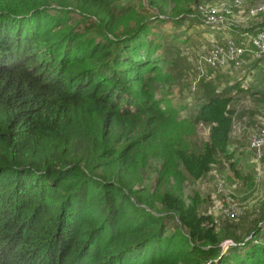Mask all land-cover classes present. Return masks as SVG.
<instances>
[{
	"label": "trees",
	"instance_id": "obj_1",
	"mask_svg": "<svg viewBox=\"0 0 264 264\" xmlns=\"http://www.w3.org/2000/svg\"><path fill=\"white\" fill-rule=\"evenodd\" d=\"M123 1L0 0V264H264V216L239 237L180 194L219 156L236 167L232 104L247 89L212 87L188 126L175 125L142 80L158 73L160 45L134 6L117 9ZM145 1L159 14L182 9ZM198 125L210 130L193 150ZM156 138L171 158L150 195L140 162ZM169 219L183 231H168Z\"/></svg>",
	"mask_w": 264,
	"mask_h": 264
},
{
	"label": "rangeland",
	"instance_id": "obj_2",
	"mask_svg": "<svg viewBox=\"0 0 264 264\" xmlns=\"http://www.w3.org/2000/svg\"><path fill=\"white\" fill-rule=\"evenodd\" d=\"M183 1L182 9L173 10L175 6L170 5L160 14L148 7L145 0L123 1L117 4V9L128 2L135 8V18L138 20L139 15L145 18L152 29L148 41L159 44L160 48L156 52L155 47H151L150 59L159 71L156 73L153 68L142 75V80L148 82L146 90L155 100L170 105V110L163 109L174 118L175 125L182 129L188 126L198 111L199 101L212 87L222 89L241 79L247 89L236 95L232 104L235 116L229 148L234 151L236 167L219 156L209 174L198 181L187 177L180 190L186 201L197 203L199 214L212 217L219 230L233 231L244 237L252 229L263 227L259 219L264 216V147L261 158L256 160L250 140L255 132H264V95L257 96L258 90L264 89V56L259 59V65L254 64L253 72L246 70L255 60L249 52L242 56L239 66L225 58L217 69H212L204 57L213 43L224 45L229 40L250 50L249 34L264 28V10L254 11L264 6V0ZM176 11L181 13L176 14ZM209 130L206 125L193 127L188 138L193 150H198L207 140ZM158 138L151 140V144L142 143L145 156L140 162L141 181L144 193L150 195H155L156 188L158 192L163 191L156 182L158 170L163 160L171 158L169 155L164 159L161 154L164 146L158 143ZM155 153L161 155L154 157ZM173 182L170 179L165 186ZM173 189L176 188L173 186ZM155 207L162 211L157 203ZM232 209L237 214L234 218L228 213ZM168 223V231H183L175 219H169Z\"/></svg>",
	"mask_w": 264,
	"mask_h": 264
},
{
	"label": "built area",
	"instance_id": "obj_3",
	"mask_svg": "<svg viewBox=\"0 0 264 264\" xmlns=\"http://www.w3.org/2000/svg\"><path fill=\"white\" fill-rule=\"evenodd\" d=\"M264 10V6H258L254 9L255 13ZM250 50L244 49L237 46L232 40H229L224 45L219 43H213L204 57V61L212 68L217 69V66L224 63L225 58L228 61H233L236 66L240 65V59L245 54V52L251 53L256 60L261 59L264 56V28L258 32L255 36L251 37L250 40ZM251 147L255 151V158L259 160L262 156V150L264 147V132L254 133L251 136ZM231 218H234L236 212L232 209L228 212Z\"/></svg>",
	"mask_w": 264,
	"mask_h": 264
},
{
	"label": "water",
	"instance_id": "obj_4",
	"mask_svg": "<svg viewBox=\"0 0 264 264\" xmlns=\"http://www.w3.org/2000/svg\"><path fill=\"white\" fill-rule=\"evenodd\" d=\"M228 243H229V242H225V243L223 244V248H224V249L226 248V245H228Z\"/></svg>",
	"mask_w": 264,
	"mask_h": 264
}]
</instances>
